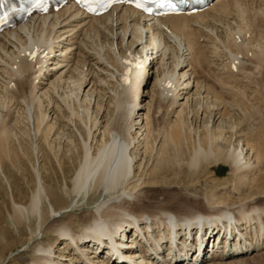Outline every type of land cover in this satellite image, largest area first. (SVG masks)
<instances>
[{
  "label": "bare ground",
  "instance_id": "obj_1",
  "mask_svg": "<svg viewBox=\"0 0 264 264\" xmlns=\"http://www.w3.org/2000/svg\"><path fill=\"white\" fill-rule=\"evenodd\" d=\"M263 44L264 0H213L200 13L157 19L129 7L92 17L69 4L0 34V158L16 139L6 115L23 112L35 134V188L25 206L12 204L17 234L35 222L26 263L239 264L264 254V205L251 196L264 189V140L249 133L247 104L234 97L231 108L220 95L246 101L230 85L242 59L233 50L264 61ZM218 47L235 62H220ZM33 49L42 56L28 62L23 53ZM222 165L230 191L246 197L237 204L227 190L229 198L171 190L188 173L213 181ZM92 201L77 228L75 211ZM51 237L58 248L42 243Z\"/></svg>",
  "mask_w": 264,
  "mask_h": 264
},
{
  "label": "rangeland",
  "instance_id": "obj_2",
  "mask_svg": "<svg viewBox=\"0 0 264 264\" xmlns=\"http://www.w3.org/2000/svg\"><path fill=\"white\" fill-rule=\"evenodd\" d=\"M260 23H261V21L259 22V24ZM263 47H264V44H263ZM241 50H243V49L238 50V52H237V50H233L234 54L240 53L238 55V58H242L240 60L241 63H240V61L238 62V60L236 61L237 65L235 67L238 68L239 70L235 69L236 72L234 71V73H236V74H234V76L239 74V78L240 79L239 78H237L238 80L236 78L234 79V78H232V75L230 74V78H232V80H231L232 82L230 81V79L228 81H230L232 83V84L230 83V85L233 86V87H237L238 86L237 88L241 89V90L244 88L243 91H245V94L247 95L246 96V98H247L246 101H244V99H243L244 96L240 97L239 95H236V94H232L233 95L232 96L229 93L225 94V92H221L224 95L218 93V95L219 94L221 95L222 99L226 98L224 101L222 99H220L221 98V97H219L220 95L217 96V97L219 98V101L226 102V103H228V105L231 104L229 106L231 108H232V105H234L236 103L238 104V100H239V104H242L240 102H245L247 104V106H245L246 104L244 105L245 108L247 107L246 108L247 114H245L246 115L245 119L247 118L246 119L247 122H248L247 126L250 128L249 129L250 131L248 129L247 130L249 131L250 135H251L252 132H253L252 133L253 136H254V134L256 136H258V135L261 136L262 135L263 138L261 137V140L262 139L264 140V94H263L264 93V61L263 60L261 61L260 58H258L257 55H254L255 53L253 54L252 53L253 51L250 52L249 49L247 50L249 52V54H248L247 51H241ZM219 51H221V52L219 53ZM216 52H217V54L220 57L219 58L220 62L223 61L222 63H229V61H230L229 57L230 56H228V54L226 52H224V51H223L224 52L223 53L222 52V48L218 47ZM222 53H223L224 56L222 55ZM234 59L235 58H231V62H232V60L235 62ZM234 62H232V63H234ZM260 62H261V64H260ZM210 70H212V69H210ZM207 73L208 72L206 71V73H202V75L199 74V76L206 77ZM240 75H241L242 79H241ZM129 76L130 77L128 79H124V81L130 79L129 82L130 81L131 82L129 84H128V81H127V84L129 85V86L127 85L128 87H130V85L132 86V84L134 83L133 80H135V79H132V77L135 78L133 75L132 76L129 75ZM127 77L128 76H126V78ZM207 78H209V76ZM228 78H229V76H228ZM243 78H245V79H243ZM209 79H213V78L211 77ZM234 81H237L236 82L237 84ZM122 83L123 82H120L118 84V82H117L116 83L117 84V88H120V87L122 88L123 87V88L127 89L128 87H125V84L124 83L122 84ZM150 83H151V81H150ZM233 84H235V85H233ZM109 89L111 91L109 90L108 94L111 95L113 93V89L112 88H109ZM120 90L121 89H117L118 94H119ZM128 90H129V88H128ZM143 90H144V86L141 87L140 94L143 93ZM114 93H115V91H114ZM118 94H116V96L115 95L114 96L117 98ZM0 95H1L0 97H3L2 93ZM234 97L238 99L237 102L235 101L236 99ZM241 100H243V101H241ZM16 111L17 110L12 112V114L10 116H8V115H6L7 117L5 116V119L7 118L6 119L7 125L12 126L13 129L12 128L11 129L13 131V134L16 135L15 136L16 139L14 138L13 143L11 144L12 148L10 147L12 153H10V157L9 158H7V157L6 158H0V264H27L26 263L27 259L30 257L31 254L28 253V252H24V250H22V248H23L24 244L28 243V241H29L28 240L29 239L28 235L31 234V232L34 231L33 227H35V222H33L34 220L32 221L30 219V220L26 221L25 225L22 226L24 234L20 235V233L19 234L16 233L15 225H14V223H12V219H13L12 217L15 215L14 214L15 211L13 209V205L12 204L13 203H15V204H17V203L19 204L20 203L22 206H25L29 202L30 196H31V194H32V192H33V190L35 188L34 174H33V171H32V166H33L32 164L33 163L35 164V162H33L32 151H30V148H29V146L31 145L30 144L31 141L32 140L35 141V138H34L35 134L33 132L32 125L31 124L30 125L26 124V121L24 119V114L22 116L23 112H21L19 110L21 112V114H19V112L17 113ZM234 112H236V110ZM13 113L16 115V117H15V115ZM18 114H19L20 117L18 118L19 120H17L18 123L15 124V122H16L15 119L17 118ZM10 117H11V119H10ZM12 117H14V118H12ZM13 119H14L15 122L13 121ZM10 120H12L14 122V124H15L14 127H13V125H11L13 123ZM63 134H64L63 135L64 138L70 136L68 131H64ZM4 159H6V160H4ZM188 174L186 175V178H184V180L182 182L183 184L180 185L181 188L177 189L174 186H172V188H171V190H174L175 193H178L179 197H181V198H184V195L186 197V196H190V195L193 196V194H194L195 197L200 198V197H202V195L204 193H207L206 191H208V190L209 191H213L214 189H218V190H214L215 193L217 195H220V193H221V195L224 198H229V197L234 195L233 198L236 199L235 202L238 201V200H242V199L246 198L244 196L242 198L240 197V199H239V197L235 193H233L235 191H233V192L230 191L232 189V187H231L232 183L230 184L232 177L228 173V167H226L225 165L220 166L215 173H213V174L211 173L210 174V176L212 175V177L214 179L213 181H207L206 179L203 178L202 174L198 175V176L195 175V174H192V173H190L189 175ZM222 179H223V182H224V180H226L225 182L229 183L228 185L230 187L228 185H226L225 183H223V182H221V184L217 187L216 186V184H217L216 182H219ZM59 182H60L59 185L62 186L63 185V181L59 180ZM193 182H196V183L192 187L187 186V184H190V183H193ZM211 184L213 185L212 188H211V186H212ZM209 185H211V186H209ZM222 186H223V188L225 187L224 190L221 188ZM228 188H229V190H228ZM225 190H227V192L229 191L228 192L229 194H227V195H231L230 193H232V195L228 196V197L224 196L223 193L225 192ZM251 192H252V194H251L252 197L255 196L256 194L259 195V198H256V200H255L257 205H259V206L264 205V189L263 190H259V191H255V192L251 191ZM181 193H182V195H181ZM260 196H263V197H260ZM157 198H159V195H158V192L156 191L153 200H151L152 203L156 202ZM241 202H244V201H241ZM237 203L238 202H236V204ZM239 203H240V201H239ZM95 205H97V203L92 201L91 203H89V205H88L89 207H82V205H81V207H80L81 209L78 208V210L75 211V214L77 216H79V217H77V220H76V218H73V222H74V224L75 223L77 224V225L75 224L77 226V228L79 227V225L81 223L85 222L84 220H89L90 211L93 210L96 207ZM92 207H93V209H92ZM88 208L90 210H88ZM77 212H79V213H77ZM79 218H80V220H79ZM80 221H81V223H80ZM77 222H79V225H78ZM2 238H3V240H2ZM22 238H24V239H22ZM53 239H54V237H51L49 239L47 238V239L43 240L42 243L45 244V245H50V244H52L54 242L53 244L55 245V247L58 248L57 245H59L60 242H55V240H53ZM29 242H31V241H29ZM4 246H6V248L9 247V249L6 250V248ZM61 247H63V246H61ZM191 259H193V257ZM243 259L244 260H242L241 263H239V264H264L263 251H260V252H257V253H252L249 256L244 257ZM204 264H210V263H204Z\"/></svg>",
  "mask_w": 264,
  "mask_h": 264
},
{
  "label": "snow or ice",
  "instance_id": "obj_3",
  "mask_svg": "<svg viewBox=\"0 0 264 264\" xmlns=\"http://www.w3.org/2000/svg\"><path fill=\"white\" fill-rule=\"evenodd\" d=\"M94 2L96 4L99 5L100 8L103 9H107L108 7H110V0H107V2H105V0H94ZM41 3L42 0H35V3H29L28 5V10L30 8H41ZM154 3L156 4V6L158 8H169L171 11L175 12L177 10V6L175 3H173V0H154ZM143 5L141 4H137V7H142ZM42 10H46V8L42 9ZM93 11H96V8L92 9ZM145 10L150 11V8H146Z\"/></svg>",
  "mask_w": 264,
  "mask_h": 264
}]
</instances>
